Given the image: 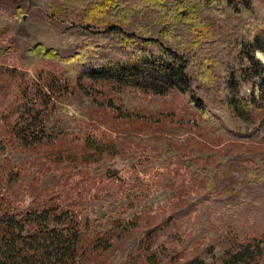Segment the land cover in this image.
I'll use <instances>...</instances> for the list:
<instances>
[{
	"label": "rangeland",
	"instance_id": "obj_1",
	"mask_svg": "<svg viewBox=\"0 0 264 264\" xmlns=\"http://www.w3.org/2000/svg\"><path fill=\"white\" fill-rule=\"evenodd\" d=\"M248 1L164 0L176 11L173 26L158 6L143 13L152 0L92 11L104 19L97 31L122 21L107 57H118L125 38L145 37L158 50L188 49L208 65L209 77H194L186 93L159 96L87 81L80 65L31 52L43 44L72 55L65 29L101 0H0V204L15 212L65 210L71 230L98 237V246L135 245L126 264H224L243 248L257 250L250 264H264V138L247 137L264 114V74L242 77L240 52L264 20V0ZM254 57L264 65L262 51ZM231 70L239 100L251 102L250 120L225 103ZM24 112L32 124L17 128L39 142L30 135L24 145L12 131ZM216 123L236 136H224Z\"/></svg>",
	"mask_w": 264,
	"mask_h": 264
},
{
	"label": "trees",
	"instance_id": "obj_2",
	"mask_svg": "<svg viewBox=\"0 0 264 264\" xmlns=\"http://www.w3.org/2000/svg\"><path fill=\"white\" fill-rule=\"evenodd\" d=\"M135 1L139 0H101L100 3L89 4V9L85 11L86 18L83 21L81 19L80 22L74 21L64 31L68 41L74 43L72 55L60 56L53 48H47L43 44H36L31 52L59 60L66 66L80 65L77 71L87 81L106 82L115 87L136 88L159 96L166 95L170 91L186 93L194 77L200 76L202 79L209 77L211 72L208 65L195 59L193 52L184 48H173V46L158 50L155 48L158 47L157 41L151 38L139 37L132 41L125 38L123 49L119 47L122 45L118 44L119 49L115 50L117 58L106 56V52H112L108 42L117 35L116 30L122 27L119 25L122 21L107 22V26L102 31H97L94 29L96 24L103 22L104 19H94L92 11L97 15L109 14L118 8L128 11L129 9L124 5L127 2L133 4ZM152 1L143 7V13L151 10L150 6H158L162 8L160 13L172 14L168 24L171 23L173 26L178 21L176 11L168 12L169 8H164V0ZM227 1H235L244 6L249 4L248 0ZM187 8L183 6V9L178 11L180 19L187 17ZM150 46H154V50L149 51ZM257 49L264 53V20L257 23L249 38L241 46V58L247 64L246 69L242 70V77L246 76V79H254L264 74V65L254 57ZM227 83L224 96H226L225 103L228 109L235 117L250 120L251 102L244 100L243 105L239 100L241 98L237 96L238 83L235 70L229 72ZM196 107L203 109L199 105ZM24 116L27 114L19 115L17 121L13 123L12 131L15 130L22 144L28 145L27 140L31 134L27 135L24 130L17 128L19 125L25 128L23 124L27 122L28 126L32 124V121L26 120ZM255 124L247 137L257 140L264 138V114L258 116ZM215 128L224 136H236L234 130L227 129L219 123H216ZM31 136L35 142L37 137ZM36 142L39 141L36 140ZM38 209L15 212L0 204V264H86V259L90 264V260L93 262L96 258L100 261L98 264H126L131 261L135 245L129 244L122 250L117 249L115 244H110L108 248V244L100 247L97 245L98 237L83 238L84 234L79 230L77 232L71 230L67 211H58L49 205ZM136 222L135 218L134 222L129 224L135 228ZM164 224L165 227L168 226L167 221ZM155 229L147 232L144 238L149 239ZM94 234L98 235L97 232ZM106 251L108 253L104 255ZM256 251L243 248L232 255H226L223 263L250 264L253 258L255 260L257 257ZM196 261L197 259L188 261L186 264H195Z\"/></svg>",
	"mask_w": 264,
	"mask_h": 264
}]
</instances>
